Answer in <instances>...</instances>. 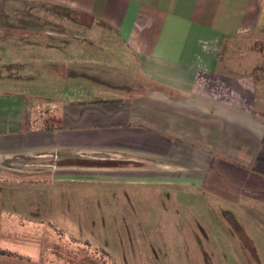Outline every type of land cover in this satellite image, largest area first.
<instances>
[{"label": "crops", "instance_id": "0c3cea01", "mask_svg": "<svg viewBox=\"0 0 264 264\" xmlns=\"http://www.w3.org/2000/svg\"><path fill=\"white\" fill-rule=\"evenodd\" d=\"M14 1L39 7L0 4L1 194L109 174L264 208V88L220 67L264 0Z\"/></svg>", "mask_w": 264, "mask_h": 264}, {"label": "rangeland", "instance_id": "374dc122", "mask_svg": "<svg viewBox=\"0 0 264 264\" xmlns=\"http://www.w3.org/2000/svg\"><path fill=\"white\" fill-rule=\"evenodd\" d=\"M49 28L65 32L57 19ZM220 67L264 88V33L226 41ZM128 179L87 175L54 192L0 193L4 204H23L0 209V249L16 254L0 255V264H264V208H232L200 192L145 189L141 177Z\"/></svg>", "mask_w": 264, "mask_h": 264}, {"label": "trees", "instance_id": "16d2710c", "mask_svg": "<svg viewBox=\"0 0 264 264\" xmlns=\"http://www.w3.org/2000/svg\"><path fill=\"white\" fill-rule=\"evenodd\" d=\"M98 102H103V101H98ZM0 255H4V256H16V254L12 251H8L5 249H0Z\"/></svg>", "mask_w": 264, "mask_h": 264}]
</instances>
